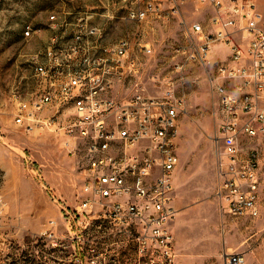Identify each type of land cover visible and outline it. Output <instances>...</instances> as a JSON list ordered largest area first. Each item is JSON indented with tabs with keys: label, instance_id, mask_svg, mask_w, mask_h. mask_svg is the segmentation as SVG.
<instances>
[{
	"label": "built area",
	"instance_id": "obj_1",
	"mask_svg": "<svg viewBox=\"0 0 264 264\" xmlns=\"http://www.w3.org/2000/svg\"><path fill=\"white\" fill-rule=\"evenodd\" d=\"M187 1L109 0L110 16L126 23L115 37V25L97 23L90 13L53 15L54 32L35 61L36 89L18 98L16 123L50 127L78 160L81 198L72 213L83 228H96L102 242L99 248L90 237L77 240L85 264H183L172 226L183 98L115 90L142 62L139 53H154V31L179 19L183 38L172 49L183 65L211 63L216 44L229 45L213 73L219 128L227 136L264 135V10L257 0H191L211 13L206 23H189L182 12ZM31 31L28 24L25 34ZM224 156L220 192L228 209L259 214L257 150L235 147ZM227 259L246 262L244 252Z\"/></svg>",
	"mask_w": 264,
	"mask_h": 264
},
{
	"label": "rangeland",
	"instance_id": "obj_2",
	"mask_svg": "<svg viewBox=\"0 0 264 264\" xmlns=\"http://www.w3.org/2000/svg\"><path fill=\"white\" fill-rule=\"evenodd\" d=\"M257 2L264 10V0ZM108 3L0 0V264H85L77 240L90 237L99 248L102 245L98 230L83 228L72 213L81 198L78 160L50 127L27 130L14 116L20 93L31 95L36 89L35 61L44 56L54 32L52 16L62 20L87 12L97 23L115 25L111 30L115 37L123 33L126 23L110 16ZM182 12L189 23L196 19L206 23L211 9L189 0ZM28 24L32 31L27 35ZM152 36L154 53H139L142 62L132 65L129 78L115 90L183 98L173 192L180 258H185L183 264H232L228 253L244 252V264H264V135L227 136L219 128L222 111L213 73L231 49L224 44L212 52L211 63L183 65L178 64L181 55L172 49L174 40L183 38L179 19ZM235 147L258 152L257 215L232 213L220 192L222 161Z\"/></svg>",
	"mask_w": 264,
	"mask_h": 264
},
{
	"label": "crops",
	"instance_id": "obj_3",
	"mask_svg": "<svg viewBox=\"0 0 264 264\" xmlns=\"http://www.w3.org/2000/svg\"><path fill=\"white\" fill-rule=\"evenodd\" d=\"M224 44H216V46H215V48H221V47H225V46H223ZM172 226H173V228H174V222H173V224H172ZM177 237V236H176ZM177 239V238H176ZM178 242V241H177ZM177 246H178V244H177ZM183 256V255H182ZM181 259H182V262L183 263H185V258H183V257H181Z\"/></svg>",
	"mask_w": 264,
	"mask_h": 264
},
{
	"label": "trees",
	"instance_id": "obj_4",
	"mask_svg": "<svg viewBox=\"0 0 264 264\" xmlns=\"http://www.w3.org/2000/svg\"><path fill=\"white\" fill-rule=\"evenodd\" d=\"M27 258H28L29 260H31V256H30V255H28ZM28 259H27V260H28Z\"/></svg>",
	"mask_w": 264,
	"mask_h": 264
}]
</instances>
